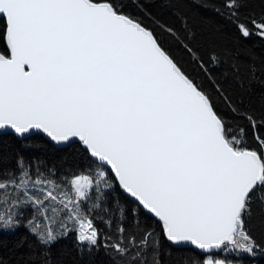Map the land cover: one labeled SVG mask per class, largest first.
<instances>
[{"label":"snow or ice","instance_id":"6c2138e0","mask_svg":"<svg viewBox=\"0 0 264 264\" xmlns=\"http://www.w3.org/2000/svg\"><path fill=\"white\" fill-rule=\"evenodd\" d=\"M251 2L0 0V264L264 256L246 226L264 217V54L247 43L264 44V12L245 14ZM128 3L216 19L149 24ZM44 145L87 163L30 151Z\"/></svg>","mask_w":264,"mask_h":264},{"label":"trees","instance_id":"16d2710c","mask_svg":"<svg viewBox=\"0 0 264 264\" xmlns=\"http://www.w3.org/2000/svg\"><path fill=\"white\" fill-rule=\"evenodd\" d=\"M127 3V0H124ZM125 11L131 12L133 14H141L145 16V22L151 24V19L148 18V14L151 13L153 15L158 16L161 20L171 23L173 25L177 24V21L173 15L174 12L179 11L185 13L190 22L196 24L199 31H205L207 25L200 19L201 17H209L212 19H216L211 12H204L202 9L197 8L195 4H181V5H173L169 6L163 3H151L146 4L143 8L128 3ZM245 14L255 13L259 15L261 12H264V5L259 3V0H252L251 3L243 10ZM249 47H253L257 53V55L264 54V44L261 43L260 40L253 37L250 41L247 42ZM179 58V53H175ZM182 64L185 66L186 71H188L193 76L196 75L195 69L188 63L187 57H183L181 59ZM253 103L258 107L259 100L254 99ZM227 114V113H225ZM4 143L12 144L13 140L11 137H4ZM37 143H42L37 141ZM30 151L36 152L38 154H48L52 156L54 159H61L68 157L67 163L75 167L77 165L83 166L87 163V161L79 156H76L74 159L69 157V152L73 150H68L64 153H57L54 148L49 145H44L42 148L31 149ZM250 230L251 234L254 235L258 241H264V217L260 215L259 209H254L253 218L248 221L246 225ZM244 264H264V256L257 255L255 258L251 257H243ZM96 264H109L108 258L101 253L96 258Z\"/></svg>","mask_w":264,"mask_h":264}]
</instances>
